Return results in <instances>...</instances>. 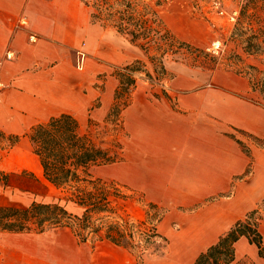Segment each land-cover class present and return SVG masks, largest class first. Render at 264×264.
I'll use <instances>...</instances> for the list:
<instances>
[{"label": "crops", "instance_id": "1", "mask_svg": "<svg viewBox=\"0 0 264 264\" xmlns=\"http://www.w3.org/2000/svg\"><path fill=\"white\" fill-rule=\"evenodd\" d=\"M150 2L166 28L187 43L169 19L184 17L182 0ZM92 12L82 0H0V56L14 53L1 68L0 132L17 138L16 160L30 158L29 165L2 171H42L29 138L38 123L63 113L74 115L82 128L89 119H108L124 66L134 60L108 41L107 26L94 21ZM214 72V85L179 95L178 105H171L169 91L152 94L154 99L133 95L137 80L121 105L122 121L130 118L131 160L138 166L114 170L130 172L134 183L152 185L148 193L169 206L157 225L167 244L159 256H146L140 264H196L202 252L253 211L264 247V146L259 143L264 105L250 99L263 95L242 72ZM174 84L191 82L177 78ZM22 133L29 140L26 150L19 141ZM50 232L12 233L36 238L29 247L8 244L18 254L9 264H138L130 251L108 240L102 241L105 247L92 249L86 241L72 237L66 243ZM234 251V260L222 264H264V255L246 235L235 242Z\"/></svg>", "mask_w": 264, "mask_h": 264}, {"label": "rangeland", "instance_id": "2", "mask_svg": "<svg viewBox=\"0 0 264 264\" xmlns=\"http://www.w3.org/2000/svg\"><path fill=\"white\" fill-rule=\"evenodd\" d=\"M82 1L87 3L92 11L97 12L102 18V21L98 22L107 26L108 41L119 45L123 52L134 60L129 65L132 70L124 66L123 71L124 75L131 76L134 82L137 80L133 95L139 93L140 96L154 99L152 94L163 95L164 91H169L171 92L169 93L171 105H178L179 95L182 96L192 93L194 90L209 88L211 84L214 85L210 78L216 68L218 69L214 72L215 75L222 74L227 70H237L255 81L264 78V0H182V4L186 5L185 7L182 5L184 17H170L169 19L180 32L179 34L186 38L187 43L202 44L204 46L202 49L205 50L207 56L205 53L192 51L181 45L180 39L168 31V28L163 25V21L153 14L150 0ZM120 13H123L122 18H120ZM130 14L134 17V20L130 21H133L136 30L147 28L146 31L143 30L139 33V38L132 39L130 34L119 33L117 28L112 26L114 22L126 20L129 17L127 15ZM127 25L131 26L130 24ZM112 28H115L116 31ZM157 31L159 32L156 33ZM152 36H154L155 44L150 39ZM217 41H220L221 47L219 52L215 53L211 51L210 47ZM161 44L165 48L169 45L177 53H172L170 50L167 57L164 58V63L170 73L168 77H166L167 74H158L154 70V67L160 64L159 57L163 52ZM153 56L156 59H152ZM136 59L141 62L136 63ZM177 78H188L191 84L176 86L174 81ZM130 85V88L123 93L122 99L124 101H127L130 95ZM174 90H178V92H173ZM240 95L246 99L250 97L243 93ZM250 99L264 105V96H251ZM82 125L84 130L92 131L97 141L106 147H111V143L116 137L122 144L123 158L118 162L96 168L94 172L96 176L118 182L117 213L135 225L128 230V232L133 231V237L126 238L127 247H123L136 257L138 264L146 256H159L167 241L154 236L153 233L157 230L158 222L166 215L169 206L158 202L156 196L148 193L147 190L151 189L152 185L150 187V184L134 183L131 180L130 172H115L114 170V168L138 166V162L133 163L131 160L130 118L128 116L126 118L125 115L122 121V117L119 116L116 123L106 119L102 121L89 119L82 122ZM231 132L234 133L232 135L235 137H242L239 133ZM23 133L19 135V141L22 143V150H26V148H30L28 147L29 140ZM15 140V136L0 132V168L9 165L18 167L25 163L30 164L28 157L24 160H22L23 158L16 160L14 157L17 154L14 152V149L17 148L14 144ZM259 143L264 146V137ZM0 171L4 172L2 169ZM23 172L7 173H10L8 180L14 183L18 182L25 188L21 189L15 184L8 186L4 184V188L0 187V195L25 206H29L34 201L52 202L62 196L61 192L53 185L45 183L41 170L31 172L36 178H40L45 185V188L40 191L35 189L38 188L35 179L30 174ZM154 178H158L157 174L154 175ZM27 187L31 188L26 189ZM161 194L157 197L161 198ZM62 203H64L63 200ZM67 208L77 212V209L72 205H68ZM51 231L50 236L52 234V237L56 236L66 243L72 237L79 243L82 242L70 228ZM35 238V234L25 235V238H17L12 233L0 231V264H9L10 261L16 262L18 258V254L12 252L8 244L13 243L21 247H29L35 242ZM102 241L106 240L91 237L86 243H89L94 249L105 247L106 243Z\"/></svg>", "mask_w": 264, "mask_h": 264}, {"label": "trees", "instance_id": "3", "mask_svg": "<svg viewBox=\"0 0 264 264\" xmlns=\"http://www.w3.org/2000/svg\"><path fill=\"white\" fill-rule=\"evenodd\" d=\"M153 14L158 16L155 10H153ZM120 15L122 18L123 13ZM127 17L121 22H114L112 26L116 27L119 33L130 34L132 39L139 38V33L147 28L136 30L135 24L130 21L134 20V17L131 14ZM92 19L96 22L102 21L100 15L94 11L92 12ZM127 24L131 26L129 27ZM102 25L105 24L102 23ZM150 39L155 44L154 36ZM181 45L192 51L205 53L204 49L189 43L181 41ZM162 47L163 52L159 57L160 64L155 66L154 70L158 74H170L164 63V58L167 57L170 50L172 53H177L169 45L167 48L163 45ZM205 56H207L206 53ZM152 59H156L155 56ZM135 62L140 63L141 61L136 59ZM125 67L131 69L129 65ZM123 79L116 97L118 100L107 119L114 123L120 116L121 105L127 103L126 100L122 99L124 91L128 90L129 85L134 83L131 76L123 75ZM249 79L252 88L264 96V78H259L256 81L251 77ZM29 138L34 153L39 157L45 183L53 185L61 192L62 196L52 202L34 201L29 206H25L0 195V231L43 233L70 228L82 242L92 237L127 247L125 239L133 237V231L128 232V230L135 225L117 213L118 182L96 176L94 172L96 168L122 159V144L118 138L116 137L112 141L111 147L102 145L97 141L92 131L84 130L79 120L69 113H63L51 117L47 122L36 124L31 128ZM23 173L30 174L35 179V183L38 184V188L35 189L40 191L45 188L41 179L36 178L33 173L27 171ZM9 174L0 171V182L6 186L15 184L21 189L25 188L18 182L14 183L8 180ZM29 188L31 187L26 189ZM68 205L74 206L77 212L70 211L67 208ZM254 213L255 211L251 212L245 220L237 221L216 244L198 256L196 264L231 262L234 260V244L242 235H246L250 242L255 243L259 247L260 254L264 255L262 235L258 229V222ZM153 234L165 239L157 230Z\"/></svg>", "mask_w": 264, "mask_h": 264}, {"label": "built area", "instance_id": "4", "mask_svg": "<svg viewBox=\"0 0 264 264\" xmlns=\"http://www.w3.org/2000/svg\"><path fill=\"white\" fill-rule=\"evenodd\" d=\"M30 39L34 41L35 40V36L31 35ZM220 47H221V43H220V41H217V42H214L211 45L210 49H211L212 52L218 53ZM12 58H14V53L11 52V51H7L3 56H0V92L2 91L3 86H4V84L2 82V79H1V68H2V66H3V64H4V62L6 60H10Z\"/></svg>", "mask_w": 264, "mask_h": 264}]
</instances>
